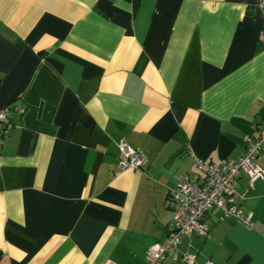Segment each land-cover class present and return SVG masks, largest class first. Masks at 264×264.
<instances>
[{
  "label": "crops",
  "instance_id": "obj_1",
  "mask_svg": "<svg viewBox=\"0 0 264 264\" xmlns=\"http://www.w3.org/2000/svg\"><path fill=\"white\" fill-rule=\"evenodd\" d=\"M264 0H0V264H151L170 190L264 128ZM124 141L145 157L116 173ZM264 169V146L257 158ZM204 216L195 264H264V179ZM185 264L179 258L172 263Z\"/></svg>",
  "mask_w": 264,
  "mask_h": 264
},
{
  "label": "built area",
  "instance_id": "obj_2",
  "mask_svg": "<svg viewBox=\"0 0 264 264\" xmlns=\"http://www.w3.org/2000/svg\"><path fill=\"white\" fill-rule=\"evenodd\" d=\"M12 110L22 109L19 106L0 109V145L9 128V115ZM262 146L264 128L245 146L243 154L236 160L220 163L204 161L201 158L195 160L203 179L197 182L184 176L171 188L169 200L173 212V227L166 237L149 246V263L162 264L166 258L175 263L180 258L185 264H195L194 251H181L182 238L192 234L205 237L209 232V225L204 221V216L212 208H218L222 218L235 217L252 226V214L235 207L231 197L235 193L237 177L241 173L247 176L250 183L256 179H264V169L256 163ZM118 147L122 158L117 161L116 173L128 168H140L144 164L145 157L138 149L124 141L119 142ZM205 264L212 263L207 261Z\"/></svg>",
  "mask_w": 264,
  "mask_h": 264
}]
</instances>
